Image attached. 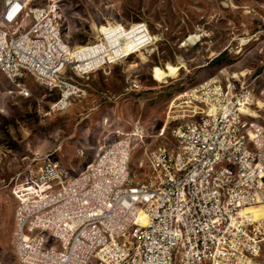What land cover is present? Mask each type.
Returning a JSON list of instances; mask_svg holds the SVG:
<instances>
[{
    "label": "built area",
    "instance_id": "2783aa9c",
    "mask_svg": "<svg viewBox=\"0 0 264 264\" xmlns=\"http://www.w3.org/2000/svg\"><path fill=\"white\" fill-rule=\"evenodd\" d=\"M65 1L0 0V72L25 97L29 78L61 90L56 107L76 94L68 72L121 59L78 61ZM250 86L206 81L189 100L198 117L148 154L142 179L130 167V133L99 147L76 176L36 156L12 189L18 264H264V217L250 211L264 207V116L248 113ZM140 88L131 80L126 91Z\"/></svg>",
    "mask_w": 264,
    "mask_h": 264
},
{
    "label": "rangeland",
    "instance_id": "374dc122",
    "mask_svg": "<svg viewBox=\"0 0 264 264\" xmlns=\"http://www.w3.org/2000/svg\"><path fill=\"white\" fill-rule=\"evenodd\" d=\"M63 7L74 48L99 43L98 28L109 23H144L153 40L97 71L68 72L76 94L63 107H56L61 90L29 78L25 97L0 72V264H18L12 189L36 156L49 155L76 176L99 147L130 133V167L142 179L148 154L172 146L175 130L198 117V103L189 100L208 80L250 83L251 109L264 116V0H66ZM173 67V75L155 76ZM131 80L141 88L127 92Z\"/></svg>",
    "mask_w": 264,
    "mask_h": 264
},
{
    "label": "bare ground",
    "instance_id": "6f19581e",
    "mask_svg": "<svg viewBox=\"0 0 264 264\" xmlns=\"http://www.w3.org/2000/svg\"><path fill=\"white\" fill-rule=\"evenodd\" d=\"M98 30L104 35L102 40L100 39L101 41L99 43L96 42L97 44L78 46L74 48L73 55L78 59V61L84 62L85 60L97 55H105V58L108 56L111 59L117 60L118 58H124L127 55L130 56L136 52H139L151 40H153L147 28L139 23H135L130 28H125L119 24L109 23L99 26ZM199 38L200 35L195 34L192 35L188 41H195ZM177 69L178 68L173 67L171 72L157 69V71H155V76L158 77L159 80H162L173 75ZM245 74V72H242L240 75ZM236 76L237 75H234L233 77ZM251 110H248V113H250V115L253 117H258V114ZM250 211L254 213L255 217H264L263 206L251 208Z\"/></svg>",
    "mask_w": 264,
    "mask_h": 264
}]
</instances>
